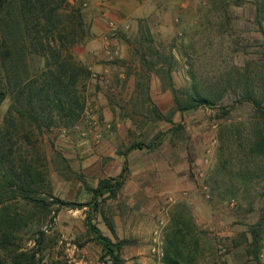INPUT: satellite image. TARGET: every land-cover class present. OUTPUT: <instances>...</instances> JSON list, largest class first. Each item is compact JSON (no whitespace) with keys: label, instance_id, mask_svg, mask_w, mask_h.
I'll return each mask as SVG.
<instances>
[{"label":"rangeland","instance_id":"374dc122","mask_svg":"<svg viewBox=\"0 0 264 264\" xmlns=\"http://www.w3.org/2000/svg\"><path fill=\"white\" fill-rule=\"evenodd\" d=\"M75 1L82 3L88 34L72 49L75 60L91 71L86 111L71 129L18 131L17 151L43 165V193L52 197L48 201L81 203L90 200L86 185L97 187L102 179L119 177L122 154L133 144L144 147L128 154L127 181L117 198L103 202L96 214L90 207L56 213L53 206L48 217L34 216L21 232L22 247L33 248L41 228L47 233L45 250L38 256L44 257L43 264H105L102 247L88 232L87 221L93 218L113 241H131L122 254L126 264H143L142 257L152 264L154 230L164 223L165 257L168 230L182 220L196 227L190 237L200 241L195 264H264V234L259 262L247 255L248 243L240 236L259 221L264 207V156L251 151L255 132L264 136V119L251 105L232 103L230 96L223 102L229 116H221L219 107L175 112L172 92L142 64V56L146 64L152 60L147 48L141 55L136 46L148 30L153 47L165 54L172 51V82L181 99L192 95L194 81L205 90H219L232 71L234 80L236 70L252 80L264 77V33L255 24L253 0H231L234 6L225 19L213 5L224 0L68 3ZM62 8L71 9L65 3ZM111 22L117 32L106 44L103 37ZM257 79L253 89L258 93L263 85ZM10 105L8 99L0 108V132ZM153 107L161 119L152 114ZM177 126L181 129L172 132ZM162 133V144L150 150L147 146ZM8 203L15 213L33 212L21 197ZM218 244L226 248L225 262L216 254Z\"/></svg>","mask_w":264,"mask_h":264},{"label":"trees","instance_id":"16d2710c","mask_svg":"<svg viewBox=\"0 0 264 264\" xmlns=\"http://www.w3.org/2000/svg\"><path fill=\"white\" fill-rule=\"evenodd\" d=\"M64 3L71 9H63ZM213 5L223 19L229 17V9L234 6L231 0L215 1ZM252 5L255 24L264 33V0H253ZM84 21L82 3L77 1L71 5L68 0H0V108L6 100H11L4 120L5 128L0 132V264H43L44 257L38 256L45 250L46 231L41 228L37 230L34 246L30 250L22 247L20 237L21 232L33 223L34 216L48 217L53 206L58 207L56 213L64 208L82 210L90 207L91 214H96L103 202L117 198L123 189L129 170L128 154L144 147L142 144L131 145L122 154L125 162L120 176L102 179L97 187L86 185L90 200L81 203L59 198L48 201L51 195L44 196L43 193L47 177L43 165H37L33 157L17 151L18 140L15 139L18 131L25 132L27 127H33L43 134L53 127L71 129L86 111V88L91 71L77 62L72 54V49L88 37ZM139 41L136 46L142 50L140 54L147 48L152 58L146 64V58L142 56V64L160 77L164 90L172 92L175 112L219 107L221 116H229L230 110L223 102L226 96H230L232 103L249 104L254 107L258 117L264 119V94H258L264 91V77L255 78L259 87L263 85V90H258V93L253 89L256 80L240 76L238 70L235 71L237 79H233L234 71L230 72L219 90H205L194 81L192 95L181 99L172 82L175 60L172 51L165 54L153 47L154 40L148 30L142 33ZM190 76L196 80L191 71ZM165 81H168L167 84ZM151 112L157 119L162 118L156 107ZM179 129L181 126L175 127L172 132ZM29 134H24L28 141ZM163 136L164 133L158 135L147 147L152 150L160 146ZM254 136L251 151L264 156L262 131L255 132ZM231 192L234 193L233 190ZM18 197L32 207L33 212L27 216L13 212L8 202ZM87 228L93 241L102 247V262L126 264L122 254L125 246L131 244L130 240L113 241L103 234L93 218L87 221ZM195 228V225L182 220L170 227L165 239V264L196 263L194 253L199 251L200 241L195 235L190 241ZM263 234L264 207L259 221L247 233L240 235L242 243H248L247 255L257 262L263 248ZM234 244L236 247L241 245L236 241Z\"/></svg>","mask_w":264,"mask_h":264},{"label":"built area","instance_id":"2783aa9c","mask_svg":"<svg viewBox=\"0 0 264 264\" xmlns=\"http://www.w3.org/2000/svg\"><path fill=\"white\" fill-rule=\"evenodd\" d=\"M116 32H117V26L115 25L114 22H111L109 27H108L107 33L103 37V41L106 44H109L110 37L115 36ZM93 77L97 78V75H93ZM231 205L232 206L235 205L234 201H232ZM163 228H164V223H161V227H158L153 232L154 245L152 246V250H151L152 260H153L152 264H165L164 252H163V240H162ZM216 254L222 262H225V260H226V248L222 244H218L216 246Z\"/></svg>","mask_w":264,"mask_h":264},{"label":"crops","instance_id":"0c3cea01","mask_svg":"<svg viewBox=\"0 0 264 264\" xmlns=\"http://www.w3.org/2000/svg\"><path fill=\"white\" fill-rule=\"evenodd\" d=\"M217 236H219V234L217 235ZM146 258L145 257H142V258H140V260L139 261H141L143 264H146Z\"/></svg>","mask_w":264,"mask_h":264}]
</instances>
